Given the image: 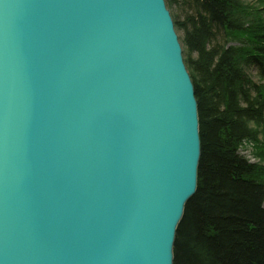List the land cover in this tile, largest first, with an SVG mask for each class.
I'll return each mask as SVG.
<instances>
[{"label": "water", "instance_id": "1", "mask_svg": "<svg viewBox=\"0 0 264 264\" xmlns=\"http://www.w3.org/2000/svg\"><path fill=\"white\" fill-rule=\"evenodd\" d=\"M200 156L165 0H0V264H174Z\"/></svg>", "mask_w": 264, "mask_h": 264}, {"label": "trees", "instance_id": "2", "mask_svg": "<svg viewBox=\"0 0 264 264\" xmlns=\"http://www.w3.org/2000/svg\"><path fill=\"white\" fill-rule=\"evenodd\" d=\"M184 7L187 21L178 25L188 53L197 54L189 65L202 155L197 192L177 230L174 264H264V179L238 152L243 140L261 134L252 126L264 127V87L244 74L256 66L264 80V23L263 32L253 29L256 55L245 57L214 43L222 32L229 43L245 34L237 0H187Z\"/></svg>", "mask_w": 264, "mask_h": 264}, {"label": "rangeland", "instance_id": "3", "mask_svg": "<svg viewBox=\"0 0 264 264\" xmlns=\"http://www.w3.org/2000/svg\"><path fill=\"white\" fill-rule=\"evenodd\" d=\"M174 1V0H173ZM172 0H165L166 7L169 10L171 17L173 19L174 25L176 26V33L179 39V42L181 44L182 48V55L183 60L185 63V66L188 70V73L192 79V82L194 84V73L193 69L189 65V58L192 57L193 59H197V54H189L187 51V48L184 44V36H185V30L183 27H180L178 24H184L186 23L187 19L185 16V7L184 3L187 2V0H176L177 3H174ZM238 5L241 6V9L239 8V12L243 14L244 20H245V34H242L240 39L235 42H226V35L224 32L220 33L217 36V39L215 40V45L220 44L221 46L227 47H236L241 52L242 56L249 57L256 55V49L257 44H260L258 39H255V33L262 31V25L264 23V8L262 7V0H237ZM257 10L259 11L257 13ZM185 12V13H184ZM262 23V24H261ZM254 27H255V33H254ZM264 29V26H263ZM243 33V32H242ZM226 42V43H225ZM246 72L248 75L251 76L252 80L257 83L259 86H262L261 80L258 77V72L256 69V66L248 65L246 67ZM199 116V113H198ZM252 129L254 131H257L258 133H261L256 140H247L249 142H245L244 146L238 147L239 154L245 158V160L248 161L249 164L256 167L259 172H254L255 176L258 180L261 178L264 179V174H262L261 171L264 172V127H256L252 126ZM264 208V204H263ZM176 243V242H175ZM175 247V246H174Z\"/></svg>", "mask_w": 264, "mask_h": 264}, {"label": "bare ground", "instance_id": "4", "mask_svg": "<svg viewBox=\"0 0 264 264\" xmlns=\"http://www.w3.org/2000/svg\"><path fill=\"white\" fill-rule=\"evenodd\" d=\"M174 29H176V26L174 25ZM183 53V52H182ZM182 57H183V55H182ZM244 74L246 75V79L247 80H249L250 78H251V76L250 75H248L247 74V72H246V69L244 68ZM261 82H263L262 83V87H264V80L263 81H261ZM194 85V84H193ZM195 88V87H194ZM197 101V100H196ZM197 105H198V102H197ZM245 142H249V141H247V140H243L242 141V143L240 144V146H244V144H245ZM239 146V147H240ZM239 151V150H238ZM201 155H202V151H201ZM200 160H201V156H200ZM199 168H200V161H199V165H198V167H197V170L199 171ZM262 174H264V172H262Z\"/></svg>", "mask_w": 264, "mask_h": 264}]
</instances>
